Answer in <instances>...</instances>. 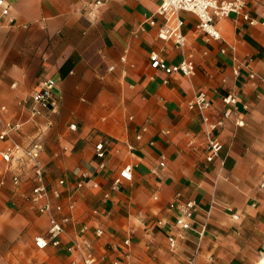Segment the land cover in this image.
Here are the masks:
<instances>
[{"label":"crops","instance_id":"obj_1","mask_svg":"<svg viewBox=\"0 0 264 264\" xmlns=\"http://www.w3.org/2000/svg\"><path fill=\"white\" fill-rule=\"evenodd\" d=\"M4 1L0 106L21 124L20 143L42 146L44 183L48 192H60L51 199L52 213L70 218L67 235L99 264H187L192 257L195 264H255L264 244V0H244L253 24L235 14L216 21L221 41L207 39L197 18L181 13L183 52L158 37L159 0H102L97 8L95 0ZM151 51L167 64L186 57L194 75L152 69ZM47 78L56 82L54 110L31 116L29 96ZM196 91L210 100L211 119L223 120L216 131L222 165L205 159L201 115L187 106ZM229 93L237 102L223 118ZM104 139L105 166L99 168L94 144ZM4 146L0 141V150ZM128 163L131 180L113 188ZM13 173L21 180L16 189ZM1 181L0 264H82L67 236L58 247H35L48 216L27 200L36 182L29 166L15 169L0 158ZM177 193L180 201H194L196 211L192 228L170 251L166 237L175 232L178 210L168 205ZM80 224L88 226L83 234Z\"/></svg>","mask_w":264,"mask_h":264},{"label":"built area","instance_id":"obj_2","mask_svg":"<svg viewBox=\"0 0 264 264\" xmlns=\"http://www.w3.org/2000/svg\"><path fill=\"white\" fill-rule=\"evenodd\" d=\"M103 4L102 0H95L93 8H97ZM245 2L244 0H159L158 6L155 10V14L163 18V25L158 31V37L164 40H171L174 46L183 52L186 44V36L182 32L183 20L180 16L181 13H190L197 18V29L201 31L207 39L214 41H221V34L216 27V21L229 17L231 14L241 15L245 20H249V23L253 24L256 21L249 19V16L244 12ZM0 14L7 16L9 14V6L4 0H0ZM151 25L154 21L148 18ZM264 23V17L262 19ZM225 49L222 47L221 52ZM123 60V57H121ZM149 66L152 69H158L165 74L170 75L173 73H180L187 78H191L194 75V65L192 61L183 57L177 64H167L157 52L151 51L149 54ZM112 67H110L111 69ZM233 74L238 73V67L232 70ZM250 77L254 74L250 73ZM56 82L52 78H47L41 82V86L33 91L29 96V113L31 116L43 115L48 111L54 110L56 105V94L54 89ZM223 103L226 105L223 110V118H229L232 112V106L237 102L235 94L229 93L223 97ZM27 101H22L20 104L25 105ZM187 106L189 109H196L201 115V123L204 134V144L206 161L218 159L222 165L220 159V151L222 149V143L216 135L217 129L222 126L223 120H213L208 114V110L211 107V102L208 99L206 93L203 91H196L193 97L188 101ZM6 112V107L0 106V141L5 143V146L0 150V158L8 165H14L15 169H21L25 166H29L32 170L35 184L31 188L30 194L27 197L30 205L38 210L39 213L47 214L48 226L43 235L36 236L34 238V245L37 249H44L47 246L58 247L61 244L60 238L62 236L69 237V242L72 248H74L80 258L82 264H99L100 258H97L93 252L88 249L82 248L75 238L67 235L65 224L70 221L68 216H61L59 219L52 213L51 199H59L60 192L56 189L50 192L47 190V186L44 183L43 176L44 171L40 161V153L42 146L33 142L29 145H23L17 139L15 134L20 130L21 124L13 122L6 118L3 114ZM235 124L241 126L243 121L235 120ZM70 129H75L74 124L69 125ZM107 140H100L94 144V156L99 159L97 166L103 168L105 166L104 159L106 157ZM129 151L133 149L131 145H127ZM159 165L164 166V162L160 161ZM132 165H123L118 175L113 180V188H117L122 180H131ZM20 177L18 173H13L11 176V183L16 189L20 184ZM60 185L64 183L62 179L58 181ZM3 181L0 182V185ZM262 183L260 186H263ZM81 186V184H78ZM179 194H176V199L169 205V209H177L178 214L174 218V233L167 234V246L171 251L173 250L180 240L184 238V235L189 231L192 226V218L196 211V204L192 200L180 201L178 200ZM63 206L57 202L54 206L56 213H60ZM234 219H238L237 215L233 216ZM157 224H161V221H157ZM88 229L86 224L78 225L77 233L83 234ZM97 235L102 234V230L97 228L95 230ZM124 247L130 245V239L125 238L123 240ZM128 257V253H125ZM33 264V263H28ZM40 264H47L42 262ZM112 264H120L119 260H114ZM170 264V263H163ZM187 264H195L194 257L188 259ZM255 264H264V244L260 251Z\"/></svg>","mask_w":264,"mask_h":264}]
</instances>
